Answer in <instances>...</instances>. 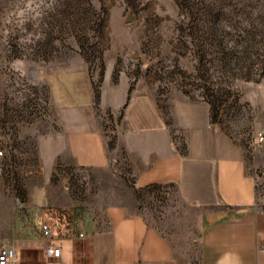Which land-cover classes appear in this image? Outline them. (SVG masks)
I'll use <instances>...</instances> for the list:
<instances>
[{"label":"rangeland","instance_id":"374dc122","mask_svg":"<svg viewBox=\"0 0 264 264\" xmlns=\"http://www.w3.org/2000/svg\"><path fill=\"white\" fill-rule=\"evenodd\" d=\"M67 76L92 91L110 149L134 103L181 149L179 124L195 113L199 125L203 109L208 131L249 155L263 119L264 0H0V242L19 264H41L42 222L70 233L90 214L94 171L44 170L36 155Z\"/></svg>","mask_w":264,"mask_h":264},{"label":"crops","instance_id":"0c3cea01","mask_svg":"<svg viewBox=\"0 0 264 264\" xmlns=\"http://www.w3.org/2000/svg\"><path fill=\"white\" fill-rule=\"evenodd\" d=\"M60 79L56 128L38 135V164L94 171L92 199L74 231L52 225L61 253H41V264H264V140L244 155L208 131L201 109L199 125L187 121L195 113L179 124L181 149L173 127L133 103L110 149L84 78L79 88Z\"/></svg>","mask_w":264,"mask_h":264},{"label":"built area","instance_id":"2783aa9c","mask_svg":"<svg viewBox=\"0 0 264 264\" xmlns=\"http://www.w3.org/2000/svg\"><path fill=\"white\" fill-rule=\"evenodd\" d=\"M264 140V133L258 131L253 137V144L259 145ZM0 155H2V150L0 149ZM18 202H19V198ZM40 230L43 237L45 238V243L42 246V254L45 258H59L61 253V248L52 242L54 238L52 224L48 222H42L40 225ZM82 236V233H78ZM18 250L14 245H6L0 242V264H19L18 263Z\"/></svg>","mask_w":264,"mask_h":264}]
</instances>
